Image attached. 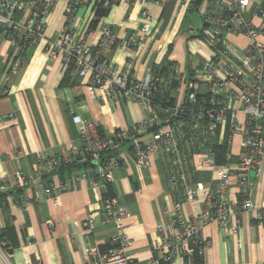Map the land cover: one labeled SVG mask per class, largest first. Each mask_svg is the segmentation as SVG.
Returning <instances> with one entry per match:
<instances>
[{
	"label": "crops",
	"instance_id": "0c3cea01",
	"mask_svg": "<svg viewBox=\"0 0 264 264\" xmlns=\"http://www.w3.org/2000/svg\"><path fill=\"white\" fill-rule=\"evenodd\" d=\"M69 1L60 0L43 16L46 39L36 46L21 51L0 35V180L4 182L0 193L6 194L0 205V231L11 229L13 243L4 254L9 264H84L86 243L103 251L114 234L111 223H101L104 213L100 201L108 195L126 211L123 222L131 241L128 264H146L152 256L151 244L158 236L157 228L163 226L172 231L171 219L162 212L171 210L177 197L170 190L158 155L150 156L148 164L140 167L131 146L123 145L115 155L120 166L114 182L98 189L88 187L81 178L83 173L91 176L92 168L76 163L44 176L34 187L9 188L17 178L33 173L41 157L69 158L80 147L79 120L94 122L103 134L110 135L145 117L138 104L117 101L108 104L98 98L100 92L97 97L88 94L87 77L79 79L63 73L60 56L49 57L45 44L67 25L79 39L93 47L98 44L104 27L112 30L118 42L139 35L138 47L117 46L108 54V61L118 71L139 80L149 72L158 74L164 81H171L174 75L184 82L173 86L171 95L176 104H182L185 81L195 76L215 54L208 37L211 27L203 16L204 5L208 2L206 6L210 8L214 1L120 2L99 18L95 15V0L77 6L68 15ZM218 1L222 7L228 5L227 0ZM258 6L264 8V0H249L243 17L259 30L257 40L264 44V23L254 14ZM143 10L148 16V27L141 33ZM13 17L21 21L24 13L17 11ZM222 39L227 54L221 63L241 61L247 47L246 36L224 30ZM168 63H172V74L163 70ZM234 106L240 107L238 103ZM239 118L242 120L243 116ZM149 140L148 135L142 137L144 143ZM232 140L231 151L236 156L240 151V137L234 135ZM194 178L206 187L216 185L212 170L198 171ZM235 179L234 175L230 176L227 190L233 203L240 200ZM251 180L253 188L249 198L255 209L240 216L236 236L215 223L207 224L202 237L208 244L203 249L201 262L195 264H264V224L257 220V209L264 206V163L260 176H251ZM66 182L71 183L70 190L55 199L43 196L32 199L36 191L43 195L47 186ZM19 195L32 199L26 210L14 202ZM201 200V193H197L192 201H182V216L188 219L197 214ZM88 216L95 222L89 232L82 227V221ZM0 264H3L1 258ZM171 264L186 262L177 258Z\"/></svg>",
	"mask_w": 264,
	"mask_h": 264
},
{
	"label": "built area",
	"instance_id": "2783aa9c",
	"mask_svg": "<svg viewBox=\"0 0 264 264\" xmlns=\"http://www.w3.org/2000/svg\"><path fill=\"white\" fill-rule=\"evenodd\" d=\"M59 1L0 0V35L21 51L40 44L46 39L43 16ZM88 1L70 0L67 14ZM133 1L95 0L104 11L120 2ZM153 1L160 4L163 0ZM213 1L210 8L206 6L208 2L204 5L203 16L211 27L208 37L215 54L190 81H185V101L182 104H171L167 100L170 80H161L153 72L139 80L118 71L108 61V54L117 46L138 47L139 35L118 42L112 30L104 27L98 44L93 47L79 39L67 25L54 39H49L45 44L46 53L49 57L60 56L63 73L79 79L87 77L88 94L97 97L100 92L98 98L108 104L114 101L138 104L145 117L110 135L103 134L94 122L79 120L80 147L74 149L69 158L43 156L37 161L33 173L17 178L9 188L34 187L44 176L57 173L71 163L92 168L91 176L81 175L88 187H106L114 182L120 166V160L115 156L117 151L128 144L140 167L148 164L150 156L158 155L170 190L177 196L173 208L162 212L171 219L172 231L163 226L157 228L158 236L151 244L152 256L146 264H171L177 258L184 259L186 264L201 262L203 249L208 244L202 237V230L209 223H215L236 236L240 216L255 209L249 198L253 188L251 176L259 177L264 163V44L257 40L259 30L243 17L249 0H227L225 7L220 6L218 0ZM17 11L24 13L21 21L13 17ZM254 14L264 23V8L256 7ZM140 16L143 19L141 33H144L148 27L146 11H141ZM224 30L246 36L248 42L241 61L221 63L227 54L222 39ZM174 80L184 82L178 78ZM235 103L240 107L235 108ZM239 115L243 116L242 120ZM146 135L150 140L144 143L142 137ZM234 135L240 137V151L236 156L231 151ZM220 145H225V153L218 163L213 151ZM202 170L214 172V188L196 182L194 176ZM231 175L236 178L240 198L237 203L231 202L227 196ZM3 184L0 180V192ZM70 188V182L50 185L43 190V195L36 191L32 199L38 200L42 196L55 199ZM197 193L202 195L200 211L186 219L182 216L180 204L192 201ZM32 199L19 195L14 202L26 210ZM100 204L104 213L101 223H111L114 234L103 251L86 243L84 264H128L131 258L127 256V250L131 241L123 222L126 211L108 195L102 197ZM257 220L264 224V206L257 209ZM82 227L91 231L95 227L93 217H86ZM4 245L5 241L0 245V258L3 264H9L2 249Z\"/></svg>",
	"mask_w": 264,
	"mask_h": 264
},
{
	"label": "trees",
	"instance_id": "16d2710c",
	"mask_svg": "<svg viewBox=\"0 0 264 264\" xmlns=\"http://www.w3.org/2000/svg\"><path fill=\"white\" fill-rule=\"evenodd\" d=\"M199 2L200 1H197L196 5H199ZM96 5H97V9H96L95 15H96V18H99V17L103 16L107 11L101 10L99 5L98 4H96ZM94 23H95V21L92 22V25ZM171 66H172V63H168L163 68V70L166 69L170 74H172ZM164 75H165V77L167 76V74H164ZM170 79H171V87H170V91L166 92V96H167V100H170L171 104H174V99L172 98L171 90H172L173 86L175 87L177 85V81L174 80L175 79L174 75ZM190 80H191V78L188 79V81H190ZM165 81H166V79H165ZM213 153L215 154L217 162L220 163L221 159L225 153V145L215 146ZM68 167H70V165H67V166L61 168L60 171H63L64 169H67ZM85 167H87V165ZM5 197H6V194L0 193V205L4 202ZM11 234H12L11 229H5V230L0 231V245L5 241V245L2 247L3 251H8L12 247L13 243H11V239H10Z\"/></svg>",
	"mask_w": 264,
	"mask_h": 264
},
{
	"label": "water",
	"instance_id": "95a60500",
	"mask_svg": "<svg viewBox=\"0 0 264 264\" xmlns=\"http://www.w3.org/2000/svg\"><path fill=\"white\" fill-rule=\"evenodd\" d=\"M188 92H190V91H188Z\"/></svg>",
	"mask_w": 264,
	"mask_h": 264
}]
</instances>
